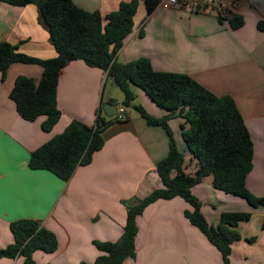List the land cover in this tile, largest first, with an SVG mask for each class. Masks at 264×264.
<instances>
[{
    "label": "crops",
    "instance_id": "obj_1",
    "mask_svg": "<svg viewBox=\"0 0 264 264\" xmlns=\"http://www.w3.org/2000/svg\"><path fill=\"white\" fill-rule=\"evenodd\" d=\"M72 1L106 17L122 2L132 0ZM226 1L235 5L222 15L212 10L195 14L186 7H157L148 15L145 1L139 0L134 30L116 60L126 64L147 58L155 71L187 74L214 94L231 96L254 143L247 188L264 197V0ZM235 17L244 21L238 29L230 24ZM1 43L41 60L58 55L36 4L13 6L0 1ZM43 72L40 65L20 62L11 65L5 77L0 72V249L14 242L13 223L37 220L58 240L55 253L34 254L37 264L93 263L102 254L94 241L121 239L127 221L124 203L163 187L157 164L169 153L170 137L162 126L150 125L134 106L126 107V119H115L103 133V148L90 164L78 167L69 181L47 170H32L31 154L62 134L71 122L93 126L100 110L109 122L103 104L113 99L117 106L123 102L107 72L75 60L61 72L57 90L61 118L47 132L45 116L23 119L11 98L18 77L38 83ZM133 90L134 105L149 116L159 119L169 114L140 88ZM185 122L175 116L168 125L188 160L186 172L194 174L197 165L183 139ZM192 193L214 227L223 213H251V219L237 227L241 239L232 244L231 264H264V207L253 208L245 199L215 189L212 176L195 185ZM188 210L191 206L181 197L149 205L137 220L136 258L124 264H223L219 249L186 217ZM0 264H24V259L2 258Z\"/></svg>",
    "mask_w": 264,
    "mask_h": 264
},
{
    "label": "trees",
    "instance_id": "obj_2",
    "mask_svg": "<svg viewBox=\"0 0 264 264\" xmlns=\"http://www.w3.org/2000/svg\"><path fill=\"white\" fill-rule=\"evenodd\" d=\"M13 6L36 4L40 22L50 34L57 57L41 60L18 52L17 46L0 44V72L5 77L14 63L37 64L43 67L40 82L20 76L16 79L11 98L19 115L27 121L45 116L43 129L51 131L61 118L57 104V90L62 70L75 60L107 72L123 93L122 105L134 106L150 125L162 126L170 137L167 157L157 164L163 187L143 199L135 198L127 206L124 233L118 242L94 241L102 253L93 263L124 264L135 259L136 239L139 232L138 217L145 209L160 200L183 198L191 206L185 212L189 221L206 235L222 254L223 264H231L232 244L241 239L237 227L251 219V213H223L217 227L210 225L202 212L203 204L192 193V188L204 178L213 177L215 189L245 199L253 208L264 207V197L253 195L247 188V177L253 170L254 143L245 121L229 95L218 96L187 74L155 71L147 58L122 64L116 60L127 37L134 30V17L139 0L122 2L117 11L106 17L99 12H87L72 0H0ZM151 15L159 0H144ZM233 29L243 26L241 17L230 21ZM143 90L158 106L169 114L163 118L149 116L134 105L133 88ZM93 126L73 121L60 135L42 145L31 154L32 170H47L67 182L80 166L91 163L93 155L105 144L103 133L115 121L101 116ZM175 116L185 119L183 139L196 162L194 174L186 172L188 160L179 150L168 122ZM190 160V161H191ZM14 242L0 249V259L22 257L24 264H37V251L55 253L56 235L40 221L21 220L11 225ZM264 230V220L262 224ZM255 238L249 241H254Z\"/></svg>",
    "mask_w": 264,
    "mask_h": 264
},
{
    "label": "built area",
    "instance_id": "obj_3",
    "mask_svg": "<svg viewBox=\"0 0 264 264\" xmlns=\"http://www.w3.org/2000/svg\"><path fill=\"white\" fill-rule=\"evenodd\" d=\"M234 5L235 2L226 0H159L158 7L165 9L186 7L195 14H205L212 10L222 15V13L224 14ZM114 118L116 121L126 119V107L124 105L121 104L117 106V113Z\"/></svg>",
    "mask_w": 264,
    "mask_h": 264
},
{
    "label": "water",
    "instance_id": "obj_4",
    "mask_svg": "<svg viewBox=\"0 0 264 264\" xmlns=\"http://www.w3.org/2000/svg\"><path fill=\"white\" fill-rule=\"evenodd\" d=\"M103 112L109 118H114L117 113V100L113 99L103 104Z\"/></svg>",
    "mask_w": 264,
    "mask_h": 264
},
{
    "label": "rangeland",
    "instance_id": "obj_5",
    "mask_svg": "<svg viewBox=\"0 0 264 264\" xmlns=\"http://www.w3.org/2000/svg\"><path fill=\"white\" fill-rule=\"evenodd\" d=\"M110 81H108V89H111V86H110ZM114 93H119L120 94V98H123L122 96H123V93L121 92V90L117 87V86H115L114 87ZM132 111V110H131Z\"/></svg>",
    "mask_w": 264,
    "mask_h": 264
}]
</instances>
